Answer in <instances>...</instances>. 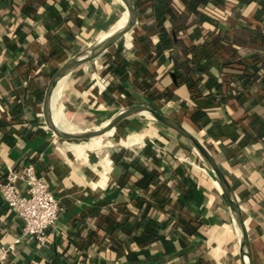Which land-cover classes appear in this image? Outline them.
Masks as SVG:
<instances>
[{"label": "crops", "instance_id": "crops-1", "mask_svg": "<svg viewBox=\"0 0 264 264\" xmlns=\"http://www.w3.org/2000/svg\"><path fill=\"white\" fill-rule=\"evenodd\" d=\"M188 4L172 1L187 17L183 31L166 15L165 31L156 32L147 30L155 21L143 1L131 30L56 82L51 117L78 133L143 103L176 120L214 157L238 203L252 263L264 264V0H209L202 14ZM127 19L120 0H0V178L33 163L61 207L46 243L22 237L6 264H246L225 196L185 137L148 112L87 139H60L44 121L50 77ZM210 32L216 54L188 62L186 77L200 88L192 96L174 64L175 38L202 43ZM197 111L204 115L191 119ZM21 230L0 198V244Z\"/></svg>", "mask_w": 264, "mask_h": 264}, {"label": "water", "instance_id": "water-1", "mask_svg": "<svg viewBox=\"0 0 264 264\" xmlns=\"http://www.w3.org/2000/svg\"><path fill=\"white\" fill-rule=\"evenodd\" d=\"M126 7L128 13V19L124 27L110 34L104 39H100L95 41L91 45H89L84 51L73 55L69 59H67L62 65L57 69V71L50 77L48 80L46 89L44 91L43 96V104H42V113L44 117V121L47 127L52 131V133L60 138V139H87L95 136L102 135L107 132L114 126H116L121 120L140 113V112H148L150 113L156 120H158L163 125L175 130L181 136L185 137L188 141L192 143L195 149L200 154L201 158L206 162L209 169L213 173L218 182L224 196L226 202L234 216L236 223L238 224L241 232L240 246L243 252V255L246 257V264L252 263V256L250 250V243L248 239V234L246 231L245 224L243 222V218L238 206V203L235 201L230 186L220 170L218 164L216 163L212 154L208 151V149L201 143V141L190 133L187 129H185L180 123L176 120L170 118L169 116L163 114L158 109L143 103H136L125 107L121 110L115 117L110 119L107 123L101 125L100 127L81 131L78 133H68L59 129L52 120L50 113V98L52 94V90L56 84V82L69 70L78 66L79 64L94 58L105 49L114 44L121 36L124 35L128 30H131L136 22L138 16V10L136 6V0H120Z\"/></svg>", "mask_w": 264, "mask_h": 264}, {"label": "built area", "instance_id": "built-area-1", "mask_svg": "<svg viewBox=\"0 0 264 264\" xmlns=\"http://www.w3.org/2000/svg\"><path fill=\"white\" fill-rule=\"evenodd\" d=\"M18 181L23 183L22 189ZM0 198L22 223L20 235L11 243L0 244V264H6L22 237L29 235L39 244L46 243L48 230L54 226L61 207L54 193L38 175L33 163L22 166L18 171L7 168L4 177L0 178Z\"/></svg>", "mask_w": 264, "mask_h": 264}, {"label": "trees", "instance_id": "trees-1", "mask_svg": "<svg viewBox=\"0 0 264 264\" xmlns=\"http://www.w3.org/2000/svg\"><path fill=\"white\" fill-rule=\"evenodd\" d=\"M143 1H149V6L151 7V14L154 18L155 24L148 28L147 30H154L156 32L165 31L162 25L163 20L166 18V15H173L177 19V27L179 31L184 30L186 23V16L182 13H178L172 6L173 0H136V6H139ZM209 0H189L188 8L197 14H202L205 9L203 8ZM181 21V22H179ZM178 28L174 29V34L178 35ZM150 32V31H149ZM179 36V35H178ZM260 37V36H259ZM179 39V40H178ZM176 42H179L180 55L174 59V64L176 67L180 68V83L187 85L188 90L191 95L194 96L200 92V88L197 85L196 81L189 82V78L186 77L187 71H189L188 62H191L194 66H198L201 61L209 60L217 52V38L214 32H210L208 36L204 39L202 43L194 42L189 45H185L181 38H175ZM262 42L264 43V37H262ZM237 64L244 65L242 59L238 58L235 61ZM226 64H232L230 61ZM200 69L204 70L205 65L199 66ZM149 85L154 86V80L149 79ZM156 90V89H154ZM153 97V94H151ZM204 115V112L197 111L191 115V119H198Z\"/></svg>", "mask_w": 264, "mask_h": 264}, {"label": "bare ground", "instance_id": "bare-ground-1", "mask_svg": "<svg viewBox=\"0 0 264 264\" xmlns=\"http://www.w3.org/2000/svg\"><path fill=\"white\" fill-rule=\"evenodd\" d=\"M118 27H120V24L118 25ZM56 95H57L56 93H54V95H53L52 109H53V113H54L55 117L57 118V120L58 121H61V117H60L61 116V113H60V109H59V106L60 105L58 106L57 101L55 100L56 99Z\"/></svg>", "mask_w": 264, "mask_h": 264}]
</instances>
